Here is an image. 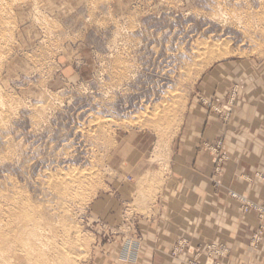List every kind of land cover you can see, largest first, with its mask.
<instances>
[{
	"label": "rangeland",
	"instance_id": "rangeland-1",
	"mask_svg": "<svg viewBox=\"0 0 264 264\" xmlns=\"http://www.w3.org/2000/svg\"><path fill=\"white\" fill-rule=\"evenodd\" d=\"M0 7V264H154L159 252L148 245L161 242L160 202L178 184L186 195L210 189L218 227L235 229L254 213L258 224L243 240L260 248L264 217L243 201L264 202L225 178L242 129L230 139L226 131L248 84L264 82V0ZM203 118L220 126L214 139L202 136ZM200 153L211 163L207 180L192 170ZM24 206L35 218L31 235ZM220 236L201 247L180 235L169 256L217 264L231 253Z\"/></svg>",
	"mask_w": 264,
	"mask_h": 264
},
{
	"label": "crops",
	"instance_id": "crops-1",
	"mask_svg": "<svg viewBox=\"0 0 264 264\" xmlns=\"http://www.w3.org/2000/svg\"><path fill=\"white\" fill-rule=\"evenodd\" d=\"M204 118L200 121L204 124L202 136L214 139L221 132L220 126L214 124L205 127ZM229 127L226 131L229 139L234 137L237 127H240L242 131L238 144H231L230 148L234 153L231 162L232 169H229L225 181L237 187L243 193L242 195L262 203L264 202V179L255 176L256 171L264 170V82L261 79L248 84ZM181 153L190 154L191 157L194 154L187 149ZM179 159L181 163L178 166L182 167L185 162L184 157ZM192 168L194 172H197L198 178L201 175L207 180L211 171V163L207 155L200 153L193 157ZM249 176L253 177L252 181L248 178ZM179 186L182 184L177 185L178 192L164 196L160 202L163 205L160 222L161 227L163 226L160 233L161 242H151L148 245L153 253L154 251L159 252L158 256L153 257L154 264H184L182 259L169 256L174 241L184 234L191 239L192 244L201 247L207 244H218L216 240L222 238L220 234H223L225 240L221 243L230 247L231 253L217 261V264H264V241L257 251H252L248 247L247 238L243 240V234H247L250 228H255L258 224L254 213L246 216L240 215L241 222L239 226H234L235 229L232 221L228 225L218 227L215 221L216 204L213 203L216 198L211 194L210 189L205 195L195 193L186 195L183 190L179 192ZM186 202H192V205H187V209H191L189 213L185 211ZM224 213L227 214L226 218H232L231 214ZM157 223V218L150 222V235L154 234ZM218 228L222 232L218 231ZM232 230L239 231V240H233ZM155 235H158L156 230ZM150 238L154 240V237ZM171 238L172 242L169 241ZM185 256L187 254L182 255L183 259ZM200 259L203 260L204 257ZM150 260L152 261V257Z\"/></svg>",
	"mask_w": 264,
	"mask_h": 264
},
{
	"label": "bare ground",
	"instance_id": "bare-ground-1",
	"mask_svg": "<svg viewBox=\"0 0 264 264\" xmlns=\"http://www.w3.org/2000/svg\"><path fill=\"white\" fill-rule=\"evenodd\" d=\"M4 7V6H3ZM1 8V7H0ZM39 14V13H38ZM5 18V17H4ZM5 25V24H4ZM4 40V39H3ZM2 44V43H1ZM1 60V59H0ZM66 176V175H65ZM83 177V176H82ZM77 180V179H76ZM76 183H77V181H76ZM72 185V184H71ZM74 185V184H73ZM68 187V186H67ZM72 197V196H71ZM77 198V197H76ZM28 207L29 206H24V207H20V209H19V211H20V214H21V216L20 217H22V218H28L26 221V223H28V224H26L25 222H24V224L22 225V228H23V230L24 231H26L27 233H30V235H31V233H33L32 231H35L34 230V227L32 226V227H30L29 226V222H31L32 220H34L35 218H32L33 217V213H31V211H29V209H28ZM32 207V206H31ZM30 210H32V208L30 209ZM11 212V211H10ZM4 222V221H3ZM34 222V221H33ZM35 223V222H34ZM40 228V227H39ZM38 228V229H39ZM32 229V230H31ZM37 229V228H36ZM31 230V231H30ZM39 231H41L40 229H39ZM48 233V232H47ZM33 235V234H32ZM46 239V238H45ZM64 242V241H63ZM24 243V242H23ZM26 243V242H25ZM40 243H42V242H40ZM22 244V242L20 243V245ZM65 244V243H64ZM25 244H23V246H24ZM28 245H30L31 246V244H28ZM28 245H27V247H28ZM62 245V244H61ZM26 246V245H25ZM65 247V246H64ZM23 248H26V247H23ZM29 249V248H28ZM66 249V248H65ZM20 251H22L21 249H20ZM26 252H27V250H26ZM2 253V252H1ZM1 256H3V255H1ZM5 256H6V253H5ZM0 258H2V257H0ZM4 260V259H3ZM67 260V259H66ZM6 263H8L7 261H5ZM11 263V262H10ZM9 264V263H8Z\"/></svg>",
	"mask_w": 264,
	"mask_h": 264
},
{
	"label": "built area",
	"instance_id": "built-area-1",
	"mask_svg": "<svg viewBox=\"0 0 264 264\" xmlns=\"http://www.w3.org/2000/svg\"><path fill=\"white\" fill-rule=\"evenodd\" d=\"M243 202H244L245 210H246V211L255 208L256 211L259 213V216H260L261 218L264 217V205L258 207V206H254L253 203H250V202H248V201H246V200H244Z\"/></svg>",
	"mask_w": 264,
	"mask_h": 264
}]
</instances>
